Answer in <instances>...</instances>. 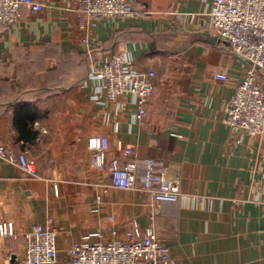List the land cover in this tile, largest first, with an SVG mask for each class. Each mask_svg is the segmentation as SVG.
I'll use <instances>...</instances> for the list:
<instances>
[{
  "label": "crops",
  "instance_id": "obj_1",
  "mask_svg": "<svg viewBox=\"0 0 264 264\" xmlns=\"http://www.w3.org/2000/svg\"><path fill=\"white\" fill-rule=\"evenodd\" d=\"M35 1L41 11L22 7L1 33L0 145L27 153L35 176L0 161V224H13L0 264H24L37 224L57 233L55 264H69L72 243L121 237L132 220L153 227L178 264H264V136L229 142L224 108L248 65L208 27L212 0H130L140 14L96 20L87 45L73 0ZM119 53L155 72L141 121L130 96L117 117L95 98L90 71ZM92 136L108 139L107 161H136L139 174L147 159L165 168L178 201L109 187L108 173L90 166Z\"/></svg>",
  "mask_w": 264,
  "mask_h": 264
},
{
  "label": "built area",
  "instance_id": "obj_2",
  "mask_svg": "<svg viewBox=\"0 0 264 264\" xmlns=\"http://www.w3.org/2000/svg\"><path fill=\"white\" fill-rule=\"evenodd\" d=\"M74 13L79 19L82 42L88 44L87 33L99 19L137 17L140 13L130 0H73ZM39 12L42 6L35 0H0V41L4 28L15 24L21 16V8ZM208 27L216 37L223 40L232 51L247 63L240 83L233 96L225 104L223 123L227 127L229 142L241 144L248 137L264 136V0H212L204 13ZM90 78L99 83L100 92L95 96L113 107V116L122 111V99L130 96L136 105L135 118H145V104L155 90V72H142L133 66L126 54H113L101 66L90 71ZM109 115L105 123L109 122ZM118 122L114 123L115 131ZM90 166L108 173V186L119 190H141L149 193L157 204L176 203L180 196L177 181L165 175V168L152 159L144 161L143 171L138 172V163L131 161L123 166L115 160L106 159L108 139L92 136L88 139ZM131 148L124 149L131 156ZM264 157V150L262 152ZM0 161L17 166L35 176L33 161L27 153H14L0 145ZM104 188V187H103ZM105 191V188H104ZM96 205L101 203L97 196ZM98 211V207L92 209ZM111 220V219H110ZM13 235V224H0V237ZM56 231L34 225L27 234L24 264H55ZM110 240L104 242L100 232L83 237L72 243L67 254L69 264H178L169 254V249L157 236L153 227H143L130 221L120 237L110 230ZM91 240V241H90Z\"/></svg>",
  "mask_w": 264,
  "mask_h": 264
}]
</instances>
